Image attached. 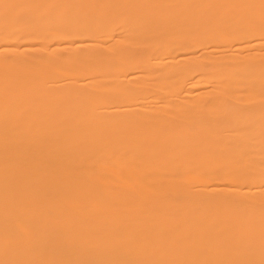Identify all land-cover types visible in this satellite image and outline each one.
Masks as SVG:
<instances>
[{
    "label": "bare ground",
    "instance_id": "6f19581e",
    "mask_svg": "<svg viewBox=\"0 0 264 264\" xmlns=\"http://www.w3.org/2000/svg\"><path fill=\"white\" fill-rule=\"evenodd\" d=\"M0 264H264V0H0Z\"/></svg>",
    "mask_w": 264,
    "mask_h": 264
}]
</instances>
